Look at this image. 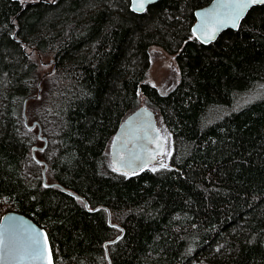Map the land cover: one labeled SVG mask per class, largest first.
Returning <instances> with one entry per match:
<instances>
[{
  "label": "trees",
  "instance_id": "obj_1",
  "mask_svg": "<svg viewBox=\"0 0 264 264\" xmlns=\"http://www.w3.org/2000/svg\"><path fill=\"white\" fill-rule=\"evenodd\" d=\"M209 2L0 0V217L45 229L54 264H264V5L203 45ZM152 46L180 71L164 95ZM141 106L166 167L116 172L109 145Z\"/></svg>",
  "mask_w": 264,
  "mask_h": 264
},
{
  "label": "water",
  "instance_id": "obj_2",
  "mask_svg": "<svg viewBox=\"0 0 264 264\" xmlns=\"http://www.w3.org/2000/svg\"><path fill=\"white\" fill-rule=\"evenodd\" d=\"M129 1L130 10L133 13L143 14L148 6L157 3L159 0H152L151 3L146 4L143 11L136 9L134 0ZM225 2L226 0H210L209 3L198 8L194 12L195 22L191 28V32L195 39H197L196 36L202 37L203 26L206 22L211 24L216 20H224L225 24H227V14L230 10L223 7ZM256 6H261V4L254 5L252 7ZM252 7H250L247 12ZM206 13L210 15L206 16ZM227 29L236 30L237 28H232L229 26L220 28L215 38L208 43H201L200 40H197L203 45H208L215 42L218 36ZM26 103L27 102H25L23 106L22 112L25 124H27ZM30 126H38V137L40 138L41 130L39 125H37V123H32L29 125V127ZM42 139L45 142V139ZM34 150L35 149H33V153ZM166 150L167 140L158 128L154 112L147 107L141 106L136 111L128 115L120 123L115 134L113 135L112 141L109 145L110 165L116 172L128 175L135 174L153 164H163V157L165 154L159 153H161V151L166 153ZM43 177L44 180H46L45 169L43 171ZM68 194L79 198L71 193ZM81 200L84 202L83 199ZM85 206L87 207L86 203ZM0 234L3 235L8 248L15 251H22L28 248L33 240H38L40 247L43 249L44 237L46 236L47 249L51 250L52 252L49 238L45 229L39 227L30 218L18 212H6L0 217ZM4 264H46V253L42 258H32L31 256H26L23 261H18L13 259L11 256H6L4 259Z\"/></svg>",
  "mask_w": 264,
  "mask_h": 264
},
{
  "label": "snow or ice",
  "instance_id": "obj_3",
  "mask_svg": "<svg viewBox=\"0 0 264 264\" xmlns=\"http://www.w3.org/2000/svg\"><path fill=\"white\" fill-rule=\"evenodd\" d=\"M152 0H134L136 4V9L139 11H143L145 9L146 4L151 3ZM257 4L264 5V0H226L223 4V7L229 9L230 11L227 14V24H225L224 20H216L214 23L208 24L207 22L203 26V35L196 36L201 43H208L215 38L217 32L220 28L229 26L232 28H238L240 20L244 17L247 10ZM210 15L208 13L205 14ZM159 154H167L161 151ZM161 167H166V165L162 164ZM46 253V264H54L52 259L51 250L47 249V237H44V247L43 249L40 247L38 240H33L32 243L28 246V248L22 251H15L13 249L8 248L4 237L0 234V264H4V259L6 256H11L13 259L18 261H23L26 256H31L32 258H42Z\"/></svg>",
  "mask_w": 264,
  "mask_h": 264
},
{
  "label": "rangeland",
  "instance_id": "obj_4",
  "mask_svg": "<svg viewBox=\"0 0 264 264\" xmlns=\"http://www.w3.org/2000/svg\"><path fill=\"white\" fill-rule=\"evenodd\" d=\"M148 53L150 61V67L148 70V83L156 86L159 93L164 95L180 80V71L176 57L175 55L167 53L164 49L158 46L150 47ZM47 68H45L44 71H46ZM31 107L29 116H32L34 112ZM157 119L159 122V118ZM109 162L110 160L108 154V163Z\"/></svg>",
  "mask_w": 264,
  "mask_h": 264
}]
</instances>
